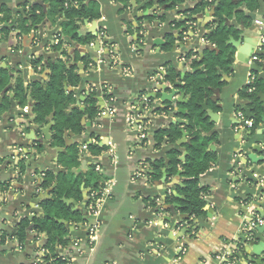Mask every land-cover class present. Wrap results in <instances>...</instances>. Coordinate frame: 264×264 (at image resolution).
<instances>
[{
  "label": "crops",
  "instance_id": "0c3cea01",
  "mask_svg": "<svg viewBox=\"0 0 264 264\" xmlns=\"http://www.w3.org/2000/svg\"><path fill=\"white\" fill-rule=\"evenodd\" d=\"M36 1L48 6L44 11L47 14L50 0H0V70H7L11 76L8 86L0 91V264H48L44 261L48 254L44 249L48 243L45 234H38L31 226L23 243L15 234L24 218L32 220L44 216L41 201L53 197L51 191L57 184L45 190L41 183L48 172L55 175L68 172L58 166L59 154L66 149L58 152L61 148L50 146L51 139L46 140L43 130L51 126L52 138V117L48 118L47 125L40 127L35 122V103L30 94L28 103L19 106L14 88L20 80L26 86L32 82H48L50 63L57 59L63 60L69 68L74 67L81 79L77 87H66L79 99L74 107L84 110V101L93 92L100 107L95 120L84 118L86 130L83 134L78 137L71 134L67 140L68 146H77L80 163L71 172L91 183L97 179L98 190L111 188L101 210L102 226L93 246L87 239V224L94 221L89 211L94 188L82 186V202L64 199L83 217L78 223L60 221L70 230L71 244L58 251L68 264H227L228 255L234 252L237 264H259L261 260L264 264V234L246 229L253 219H264V123L261 117L264 109L258 98L264 92V47L255 24L264 16V0H249L253 4L242 13L234 12L231 19L220 15L219 1L214 4L215 0H181L177 5L169 1L164 6L161 4L164 0H129L127 6L122 0H84L85 5L94 2L101 14L98 20H86L79 25L80 37L88 34L95 37L90 43H80L64 35L66 19L60 16H49L37 27L27 25L23 31L20 20L29 15L31 7L37 6L34 5ZM215 6L217 12L214 14ZM161 8L170 9L163 27L149 17L159 14L157 11ZM185 12L195 13L179 40L181 31L172 29L169 23L189 17ZM144 14L146 18L142 19L140 16ZM223 27L234 31L230 36L232 40L227 42L229 71L219 69L222 86L213 89L212 96L201 104V107L206 105V110L202 109L214 126L206 136L217 134L208 149L216 161L200 178L206 215L194 218L189 226L180 219V216H187L180 212V204L166 203L168 194L183 199L177 192V187L184 185L182 170L181 175L170 178L165 170L160 178L150 175L152 164L166 158L169 150L175 147L167 143V139L157 143L154 136L176 124L178 119L185 120L178 115L187 113L182 106L189 98L179 88V95L173 102L164 103L162 94H170L175 82L182 87L189 71L206 73L204 66L193 70L192 62L203 60L207 46L219 50L208 43L205 36ZM58 35L62 46L56 51ZM171 35H175L177 43L167 51L165 46ZM187 50L193 51L191 58H185ZM215 53L219 54L220 50ZM254 56L259 60L249 63ZM99 59L104 61L102 65L89 66ZM26 69L33 73L27 79ZM126 69L128 73L124 72ZM171 69H175L177 78L174 82L166 80L168 91L162 88L156 94L157 86L151 77L164 72L166 79ZM251 81L263 85L256 93L255 102L241 97ZM12 84L13 88L2 97ZM247 92L253 94L255 89ZM143 94L157 98L148 125L152 137L145 142L137 139L136 130L127 127L128 107ZM110 97L118 113L104 116L103 112L110 106ZM245 106L255 109V126L251 130H237L238 113L246 116ZM180 110L186 113L180 114ZM187 127L181 126L188 134L186 143L179 144L183 136L177 142L181 158L188 155L186 145L191 142ZM117 139H120L118 143ZM122 139L126 145L124 156ZM109 142L114 147H110ZM37 145L43 146L42 151ZM84 145H87L86 150ZM250 156H256L255 161ZM121 158L125 162L122 163ZM143 164L147 168L146 176L134 180L133 176ZM98 166L103 172H96ZM121 166L128 169V179L123 183L116 177ZM171 208H175L176 218ZM167 217H171V221H165ZM253 247L261 250L257 253Z\"/></svg>",
  "mask_w": 264,
  "mask_h": 264
},
{
  "label": "trees",
  "instance_id": "16d2710c",
  "mask_svg": "<svg viewBox=\"0 0 264 264\" xmlns=\"http://www.w3.org/2000/svg\"><path fill=\"white\" fill-rule=\"evenodd\" d=\"M76 1H78V4H72L66 8L65 4L67 0H50L51 8L47 14L40 6L31 7L29 15L20 20L21 29H25L27 25L37 27V25L42 24L49 16H60L66 19L63 25L64 35L80 43H90L95 37L92 34L80 37L79 25L86 20H98L101 14L98 6L94 2L85 5L84 0ZM122 2L127 6L129 0H122ZM181 3V0H177L174 5ZM240 3L241 1L237 0H220L218 11L220 15H226L231 19L234 16V10ZM194 13H184L189 14L188 22L193 21ZM188 22L179 21L177 25L179 31L187 28ZM232 34H234L233 29L223 27L205 36V40L215 45L220 50V53L216 54L215 52L207 50L202 61H193V70L204 66L206 73H193L189 71L183 80V86L180 87L181 93H184L189 98V102L182 106L187 113L184 116L178 115L188 122L187 132L191 138L190 144L186 145L188 155L185 163H182L180 160L182 152L177 147V142L183 136L180 125L171 124L168 129L158 131L154 136L157 143H161L164 139H167V143L173 144L175 147L169 150L166 158L152 164L150 175L152 178H160L163 175V170H165L167 176L170 178L178 175L182 170V176L185 178L184 185L181 188L177 187V192L180 193L183 199L179 200L173 194H168L166 203L177 202L180 204V212L188 216V219L182 223L189 226H192L194 218L206 215L204 209L206 202L202 196L204 190L199 186L200 178L216 161V158L213 157L214 154L209 152L208 149L211 142L216 140L217 134L212 133L206 136V133L211 132L214 126L206 118L201 104H203L205 99H209L212 96L213 89L222 86L220 83L219 69L229 71V63L226 62L229 50L227 42ZM182 35L183 33L180 34L179 40L182 39ZM176 43L175 35H171L165 46V50H171ZM61 46V43H59L55 46L54 50H61ZM192 54V50H187L185 58H191ZM84 61H87L86 58ZM75 71L76 69L74 67L69 68L63 60L57 59L50 63L51 73L48 82H32L26 86L20 80L14 88L15 97L19 106H24L28 103V95L30 94L31 100L35 103L33 108L35 122L40 127L47 125L48 118L52 117L53 126L50 146L57 149H66L65 153L59 154L58 166L66 169L68 172H59L58 175H55L53 172H48L41 183V188L45 190L51 188L53 184H57L51 191L53 195L51 199L42 198L41 207L44 211V216L41 218L34 217L32 220L24 218L15 234L20 243L27 240V230L31 226H33L34 231L38 234H45L48 243L44 249L48 250V254L44 261L48 264H68L67 260L60 256L58 251L60 248L68 247L71 244L70 230L66 224L60 221H66L68 223L83 221L80 212H74L72 207L64 202V199H74L76 202H82L84 200L83 185L85 188L92 186L94 190H98L100 187L97 179H93L94 182L91 183L90 180L81 176H75L71 172L73 168L79 167L80 163L77 146L75 144L68 146L67 140L71 134L74 137L82 135L86 130L83 125L84 118L93 121L99 115L100 110L95 92L88 95L84 101V110L74 107L79 99L74 92H68L66 87L69 85L74 88L79 85L81 79ZM176 78L175 69H171L166 80L168 82H174ZM10 79L9 72L1 69L0 91H3L8 86ZM253 87L255 88L253 94L247 92L249 89L247 87L242 91L241 97L255 102L256 93L261 91L263 85L261 82L256 81ZM239 108L242 109L241 103H239ZM256 122L258 123V120ZM37 149L42 151L43 146L37 145ZM21 169H24L23 165H21Z\"/></svg>",
  "mask_w": 264,
  "mask_h": 264
},
{
  "label": "built area",
  "instance_id": "2783aa9c",
  "mask_svg": "<svg viewBox=\"0 0 264 264\" xmlns=\"http://www.w3.org/2000/svg\"><path fill=\"white\" fill-rule=\"evenodd\" d=\"M74 5V4H78V1L76 0H67L65 7L68 8L70 5ZM256 27L259 30V32L261 33V45L264 47V16L260 17L259 19L256 20ZM60 41V36H56L55 38V42L59 43ZM205 42V40H204ZM92 46H94L92 44ZM112 58H114V52L111 51L110 52ZM259 58L257 56H254L249 63H254L255 61H258ZM103 60H97L94 63H90V67H95L97 64L102 65L103 64ZM124 72L128 73V69L124 70ZM165 73L163 72L161 75H154L151 77V81H153V83H155V85L157 86V89L155 90L156 94L160 91V89L164 88L165 85L168 83L165 79ZM252 84L253 82L251 81L248 84L249 87V92L251 93L254 89L252 88ZM171 87V86H170ZM108 85L104 86V89H107ZM169 89V88H168ZM155 99L157 98H152L148 95H141L138 100L134 103H132L129 107V114L127 116V127L129 129H133L136 130L137 132V139L141 142H145L149 139H151L152 135L150 134L148 125L150 122V115L152 113L153 110V103L155 102ZM114 100L113 98H109L108 103L110 104V106L108 107V109L103 112V115H111L114 116L116 115L117 109L115 107H113L114 104ZM238 121H239V125L237 127V130H251L254 128L255 123L253 120L248 119L245 114L243 112H239L238 113ZM110 147H114V145L109 142ZM84 150L87 149V145H84ZM96 172H103L102 169L100 168V166L96 167ZM147 172V168L146 166L143 164L141 168H139L135 175L133 176L134 180L140 179V178H144L146 176ZM40 189L37 190V192H39ZM111 194V188H105L102 190H93L90 194V204H89V211L90 214L93 217V222H91L90 224H87V229H88V241L89 244L91 246L95 245V243L97 242L98 239V234L99 231L101 229V221H100V214H101V210L104 206V204L106 203V201L108 200L109 196ZM1 201V200H0ZM264 225V219L261 218H256L253 219L247 226V232H252L254 231L257 227L259 226H263ZM235 253V252H234ZM234 253H230L227 257V259L229 260L227 262V264H237V260L235 259L236 257H234Z\"/></svg>",
  "mask_w": 264,
  "mask_h": 264
},
{
  "label": "water",
  "instance_id": "95a60500",
  "mask_svg": "<svg viewBox=\"0 0 264 264\" xmlns=\"http://www.w3.org/2000/svg\"><path fill=\"white\" fill-rule=\"evenodd\" d=\"M218 1H220V0H218ZM34 5H37V6H41V7H43V9H44V11L46 12L47 11V9H48V6L47 5H45L42 1H36L35 3H34ZM200 7H203V4L200 6ZM214 10H213V13L215 14L216 12H217V7L215 6L214 8H213ZM142 19H144V18H146V15L144 14V15H141L140 16ZM148 17V16H147ZM188 20H189V17H184V18H182V21H186V22H188ZM216 22H218V23H220L218 20H216ZM185 29L186 28H184L183 30H181V33L182 32H184L185 31ZM80 35V34H79ZM232 40V38H230V41ZM159 43L160 44H162L163 42L161 41V40H159ZM207 49L208 50H212V51H214V52H219V50H217L216 48H213L212 46H207ZM262 55H263V53H261ZM229 60H231V55H229V58H228ZM201 71H204V68H201L200 69ZM31 70H29V69H26L25 70V76H26V79L27 78H29V77H31L30 76V74H33V73H31L30 72ZM181 83H179V82H175L174 83V85L172 86V89H171V93L170 94H168L167 92H164L163 94H162V102H164V103H166V102H173V99L174 98H176L178 95H179V88L181 87ZM13 86H14V84H12V85H10V87L9 88H7L4 92H3V94H2V97H5L6 96V94H7V92L11 89V88H13ZM164 90L165 91H168V88H165L164 87ZM184 95V94H183ZM185 96V95H184ZM258 98L260 99V102L262 103V107H263V109H264V92L263 93H260L259 95H258ZM205 110H206V105L204 104L203 106H202ZM244 111H245V113H246V116H247V118L248 119H255L256 118V115H255V109H253V108H249L248 106H245L244 107ZM179 113L180 114H185L186 112H185V110H180L179 111ZM207 113H208V116L211 118V119H213V116L210 114V112L209 111H207ZM262 117V121H263V123H264V115H262L261 116ZM212 122H213V120H212ZM176 124H178V125H181V126H187L188 125V123L185 121V120H181V119H178L177 120V122H176ZM50 130H51V126H49L48 128H46V129H44L43 130V133L45 134V136H46V140H50L51 139V134H50ZM182 135H183V140H181V142H179V144L181 145V144H185L186 143V138L188 137V134L183 130L182 131ZM40 142H42V141H40ZM190 142V141H189ZM188 142V143H189ZM255 150H257V151H259V148L258 147H256L255 148ZM65 150L64 149H58V152H64ZM186 155L187 154H185V156L184 157H182V158H180V160L182 161V162H184L185 161V159H186ZM256 156H250V158L252 159V160H254L255 161V158ZM257 161V160H256ZM178 175H181V172L178 174ZM177 197H180L179 195L177 196ZM65 202H67V201H65ZM68 203V202H67ZM176 207H178V206H176ZM171 210L173 211V217H177V213L176 212H174V210H175V208L173 209V208H171ZM171 217H167V218H165V221H171ZM180 219L181 220H187L188 219V216H180ZM259 231L260 233H262V234H264V226H259V227H257L254 231ZM255 234V233H254ZM250 240V239H249ZM252 240V239H251ZM250 240V241H251ZM254 248V250L257 252V253H259V251L261 250V248L260 247H253ZM259 264H262V260L259 262Z\"/></svg>",
  "mask_w": 264,
  "mask_h": 264
},
{
  "label": "flooded vegetation",
  "instance_id": "af4514ba",
  "mask_svg": "<svg viewBox=\"0 0 264 264\" xmlns=\"http://www.w3.org/2000/svg\"><path fill=\"white\" fill-rule=\"evenodd\" d=\"M176 2L175 0H167V1H165L164 0V2L163 3H161L162 4V6H164V5H166L167 4V2ZM217 1L218 0H215L214 1V4H216L217 3ZM237 1H241V3L236 7V9L234 10V12H236V13H238L239 14V12L240 13H242V10L243 9H246V8H248V6L249 5H251V4H253V1L251 2V1H249V0H237ZM216 2V3H215ZM220 2V1H219ZM219 2H218V4H219ZM250 8V7H249ZM165 10V11H164ZM157 11V10H156ZM156 11L154 12V14H157V13H159V14H157V15H153V17H151V16H149L150 17V19L152 20L153 18L156 20V22L157 23H159V25H161L162 27H163V25L165 24V15H166V13L168 12V11H170V9H158V11H157V13H156ZM152 12V13H153ZM244 13V12H243ZM248 22L246 21V24H247ZM179 24V20L177 19V20H175L174 22H172L171 24L169 23V26L173 29H175V28H177V25ZM252 86H254V84H252ZM255 89V88H254Z\"/></svg>",
  "mask_w": 264,
  "mask_h": 264
},
{
  "label": "rangeland",
  "instance_id": "374dc122",
  "mask_svg": "<svg viewBox=\"0 0 264 264\" xmlns=\"http://www.w3.org/2000/svg\"><path fill=\"white\" fill-rule=\"evenodd\" d=\"M120 141V139H117V143ZM124 149H126V145H125V143H124V140L122 139V150H123V152H122V156H124ZM121 160H122V163L123 162H125V160L124 159H122L121 158ZM91 177V176H90ZM95 176H92V178H94ZM116 177H117V179L119 180V182L120 183H123L124 181H126V179H128V169H127V167H123V166H121L120 168H119V170H118V173H117V175H116ZM92 178H90V179H92Z\"/></svg>",
  "mask_w": 264,
  "mask_h": 264
}]
</instances>
